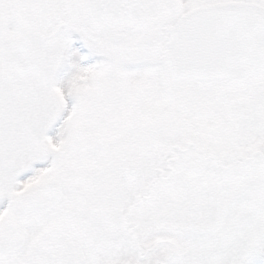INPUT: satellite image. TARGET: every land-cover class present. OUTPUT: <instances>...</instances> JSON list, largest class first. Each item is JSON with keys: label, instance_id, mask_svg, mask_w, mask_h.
I'll list each match as a JSON object with an SVG mask.
<instances>
[{"label": "snow or ice", "instance_id": "obj_1", "mask_svg": "<svg viewBox=\"0 0 264 264\" xmlns=\"http://www.w3.org/2000/svg\"><path fill=\"white\" fill-rule=\"evenodd\" d=\"M0 264H264V0H0Z\"/></svg>", "mask_w": 264, "mask_h": 264}]
</instances>
